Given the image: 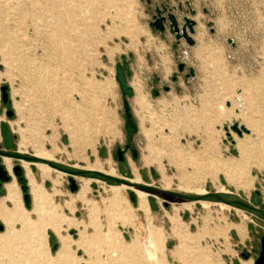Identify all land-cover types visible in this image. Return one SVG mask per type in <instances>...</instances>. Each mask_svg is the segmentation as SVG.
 Here are the masks:
<instances>
[{
    "label": "rangeland",
    "instance_id": "obj_1",
    "mask_svg": "<svg viewBox=\"0 0 264 264\" xmlns=\"http://www.w3.org/2000/svg\"><path fill=\"white\" fill-rule=\"evenodd\" d=\"M90 1L0 0V125L6 123L18 137L14 155L32 158L42 146L54 155L52 161L27 162L29 167L26 161L0 156V166L11 177L8 183L0 181V208L5 207L0 264H58L51 255L58 253L61 238L74 242L66 264H157L161 259L165 264H255L264 237V0H101L95 10L85 7ZM162 4L176 8L181 25L184 17L197 22L194 46L178 41L169 28L162 33L151 27ZM60 25L66 27L64 36ZM50 48L52 59L46 52ZM67 51L74 59H65ZM25 57L29 63L20 60ZM125 63L134 90L128 102L138 125V158L127 152L121 162L117 154L126 148L127 133L117 67ZM36 66L46 70L41 79L60 85L41 95L31 82ZM190 68L196 77L186 82ZM3 87L9 88V104L3 102ZM140 94L147 109L136 103ZM74 100L85 106L80 145L72 144L64 128L67 118H77ZM233 122L250 132L238 136L230 130L229 138L225 126ZM170 141L179 151L170 152ZM0 144V152H6L1 134ZM243 149L242 171L227 175V163ZM88 163H100L107 178L130 182L139 176L138 186L193 200L136 189L148 194L149 210L143 211L135 190L95 176L100 171L89 170ZM40 164L53 169L50 178L43 176ZM17 166L27 181L30 208L14 173ZM110 167L115 176L105 173ZM71 178L76 193L70 190ZM86 180L90 191L81 199ZM121 186L122 208L133 209L126 220L111 200L110 188ZM14 188L27 211L34 208V192L42 189L44 221L59 222L60 233L35 230L30 236L20 223H11L6 208H12L7 198ZM93 204L98 205L94 220L89 216ZM31 218L38 221L34 214ZM153 230L162 235L161 248L147 243ZM181 236L188 242L182 243ZM248 253L245 260L242 255Z\"/></svg>",
    "mask_w": 264,
    "mask_h": 264
},
{
    "label": "bare ground",
    "instance_id": "obj_2",
    "mask_svg": "<svg viewBox=\"0 0 264 264\" xmlns=\"http://www.w3.org/2000/svg\"><path fill=\"white\" fill-rule=\"evenodd\" d=\"M106 1H111V0H103L104 3ZM97 2L100 4L101 0H91L90 3H88L87 6H85V7L86 8L89 7L91 10H95ZM85 3H87V2H85ZM48 8L51 9V10L52 9L53 10L56 9L55 5L54 6H49ZM59 29L62 31L61 35L64 36L66 33H64L63 30L67 31L66 27L63 26V25H60ZM66 46L69 47V44L67 43ZM53 51L54 50L52 48L47 49V51H46L48 56H49V58H51V59L53 58ZM66 53H68V54H65V59H67V60L74 59V55L72 53H70V51H67ZM31 55H33V54H31ZM20 60L23 61L24 63H27V62L29 63L30 62L27 57L20 58ZM36 71L37 72L32 74L33 77H31V82L38 88L39 93H41V95L49 93V91L51 90V87H53V89H54L55 87H58L60 85L59 83H56V84L52 85V84L49 83L50 80H48V79L43 80V79H41V77H39V75H41L42 72L44 73V71H46L44 69V67L42 68L40 66H36ZM73 89H74V87H73ZM241 99H242L241 97H237L236 98L238 103H241V101H242ZM82 102H84V99H83ZM136 103L142 108H145V109L148 108V105L144 101V97L141 94L138 95V99L136 100ZM81 105H80V103L77 100L74 102V107H75V109L77 111V118H75V120H72L74 118H71V117L67 118V121H66V123L64 125L65 130L68 132V134L71 137L73 145H77V144L80 145L81 144V142H79L80 137H81L80 133H82V129H83V127H85V125H83L82 120H81V118H82L81 117V114H82L81 111L84 110L85 106L84 105L81 106ZM45 107H46V105L43 102L41 104V106H40V109H41L42 112L44 111L43 109ZM81 108H83V109H81ZM45 121L47 122V118H45L43 116L41 122L46 123ZM239 126H242V125H239ZM23 138L26 139L25 135H23ZM162 144H164V142ZM24 146H26V145L24 144ZM84 146H85V143H84ZM167 146L169 147L168 149L172 153H173V151L174 152H177V150L179 151V149H178L179 147L173 141H170L169 145H167ZM39 148L34 153V156H32V158L34 157L37 160L39 159V160H44V161H52V160H54V155L51 152L46 151L43 148V146L39 147ZM23 156H26V155H23ZM244 160H245V153H244V149H243L241 151L240 157L235 158V159L233 158L232 161H234V162H231V164L227 163L226 166H228V165L230 166V168L227 170V172H229V173H227V175L230 174V173L236 174V173H238L237 171H242L241 170V163H243ZM24 163L26 165L29 164L27 162H24ZM6 164L9 167V169H12L11 161L6 160ZM109 164H111V163H109ZM224 164H225V162H223L221 165H224ZM28 167H29V165H28ZM39 168L41 169L44 177L50 178V176H51V174L53 172V169H51L49 166L44 165V164H40ZM88 168H89V170L90 169L98 170V171H100V173L104 172V170H103L104 168L100 165V163H98L96 165H90V163H88ZM26 170H28L29 174L31 173V169L30 168H27ZM105 173L108 174V175H111V176H115L116 175L115 170L113 168H111V167H110L109 171L108 172L106 171ZM53 182H54L55 187L59 186V184H60L58 180L57 181L55 180ZM130 182L138 185L141 182V178L139 176H136V178L133 181H130ZM90 183H91L90 180H86L85 181V185L83 186V188L81 189V191L79 193V198L83 199V198H85L87 196V194L90 191ZM187 188L188 187H186V189ZM110 189L113 192V197H112L111 200L114 202L115 205H117L116 207H117V210L119 211L118 215L121 217V219L126 220L125 217H127V216L129 217V215L131 216L133 214V209H132V207H130V210L128 208L127 209H125V208L123 209L122 206H121L122 204H121V198L120 197H121V192H122L121 190L123 189L122 186L121 187H111ZM246 189H248V186L246 187ZM135 191H136V193L139 196L140 209L147 212L149 210L148 194L145 193V192H142V191H137L136 189H135ZM34 193L36 194L35 195L34 208H33L32 211H27L23 207L22 203L19 201V196L20 195L17 192L16 188H14L13 190H11V189L9 190V193H8L9 195H8L7 201H10V204H12V208L9 209V210H7V208H6V211H9L8 215H9V219L11 220L10 222L11 223H20L22 225L24 231H26L27 233L31 234L30 236H32L33 234L37 233L36 231H40V232H44L45 233L46 230H49V229H53L54 231L60 233L61 224L59 222L55 224V223H52V221H44L43 209L41 207V202H44L46 200V196L44 195V191L42 189H39V190L35 191ZM57 193L58 192L55 189L54 190V194H57ZM183 208L190 209L191 205L190 204H185L183 206ZM4 209H5V207L0 208V215L4 214L3 213ZM127 212H128V214H127ZM89 213H90L89 216H90V218L92 220L96 219V217L98 215V205L97 204L91 205ZM33 214L38 217V221H33L32 220L31 216ZM91 222L93 223L94 221H91ZM37 227H39V228L37 229ZM242 233L244 234V232H242ZM44 235H46V234H44ZM161 237H162V235L159 232H156L155 230H153L152 233H151L150 239L147 240V243L149 244V246L151 245L152 247L161 248V246H162ZM179 239L181 240L182 243L188 242V239L185 236H181ZM31 240H32V237H31ZM44 240H46V238H44ZM41 241L43 243V240H41ZM38 243L39 242H36V245L38 246V247L36 246L37 249H38L37 252H41V249L39 248L40 244H38ZM73 243L74 242L71 240V238H61V244H60V249H59L58 253L55 256L51 255L52 258H53L52 263L66 264L67 261H68L69 255H70V249H71V246H72L71 244H73ZM130 246H131V251H134L135 249H137V247H134L135 244H132ZM127 253H130V252L126 251V254ZM178 253H179V251H177V254ZM198 256L200 257L201 255H198ZM197 262H199V260H196L195 264ZM157 264H165V263L161 259L160 261H158ZM243 264H253V262L252 261H245V262H243Z\"/></svg>",
    "mask_w": 264,
    "mask_h": 264
},
{
    "label": "water",
    "instance_id": "obj_3",
    "mask_svg": "<svg viewBox=\"0 0 264 264\" xmlns=\"http://www.w3.org/2000/svg\"><path fill=\"white\" fill-rule=\"evenodd\" d=\"M187 6L189 8V13L192 17L196 16V11L191 8V4L187 3ZM164 7V6H163ZM176 11L175 7L170 8L169 14H168V21L170 23V31L171 33L175 34L177 37L178 41H181L184 39L188 45L194 46L195 41L193 40L192 35L195 34V27L197 25V22L190 18V17H185L184 18V25L182 27V30L180 29L179 22L177 19L176 14L174 13ZM158 13H161L159 9H157ZM166 19L162 18L157 20V22L152 23L151 27L154 29H157L161 32L165 31V27L163 26V22H165ZM213 23L209 24V27H212ZM229 44L235 45V42L231 39L228 40ZM123 61H126V57H123ZM186 65L180 64L179 69L183 71L185 69ZM129 69V66L127 63L124 64V67L118 66L117 67V82L119 83L120 90L124 99V109H125V120H126V133H127V146L126 148L132 153V156L134 159L138 158V151L134 145V137L137 134L138 131V125L135 120V117L133 115V112L131 110V107L128 102V98H132L134 96V90L129 86L128 83V78H127V71ZM195 72L192 68L189 69V75L187 76L188 78L194 77ZM8 87H3L2 88V94H3V102L4 104H9V95H8ZM229 106V105H228ZM9 117L13 116L12 112L8 113ZM230 130L233 133H236L238 136H242L243 134H248L250 131L245 127V126H239V123L233 122V124L228 127V125L225 126V131L227 132V136L229 138L232 137L230 134ZM0 134L2 137L3 141V146L6 152H0L1 157H12L14 159H18L21 161H26V162H33L37 159L35 158H29L21 155H14V152L17 151V144L16 141L18 140V137L14 135L9 128V126L6 123H1L0 125ZM0 148H2L0 144ZM123 150H118V159L123 162L125 160V155H124ZM1 161V158H0ZM53 166V165H51ZM14 173L16 178L18 179L19 184L21 185V189L24 193V202L26 204V207L29 208L31 206V196L28 194L29 188L27 186V181L24 177V172L21 166H17L14 168ZM79 173L77 172H71L72 176H77ZM11 180V177L9 176L8 171L5 170L3 166H0V181L2 183H8ZM71 187L70 190L72 193H76L78 191V186L76 184V181L71 178L70 179ZM116 183L119 185H122L124 187H127L129 189H141L143 191H149V192H161L160 190H155L149 187H141L138 186L134 183H131L129 181H123V180H116ZM163 192V191H162ZM174 197H182L181 195L174 194L172 193ZM131 199L135 200V195L131 193ZM240 203V202H238ZM241 205H245L243 203H240ZM3 227H0V230L3 231ZM242 257L245 260H248L250 257V254H243ZM255 264H264V237L262 238V248L260 252L259 258L255 261Z\"/></svg>",
    "mask_w": 264,
    "mask_h": 264
},
{
    "label": "flooded vegetation",
    "instance_id": "obj_4",
    "mask_svg": "<svg viewBox=\"0 0 264 264\" xmlns=\"http://www.w3.org/2000/svg\"><path fill=\"white\" fill-rule=\"evenodd\" d=\"M164 6V7H163ZM170 8L171 7H169V6H167V5H165V4H162L161 5V8H156V12H155V14L153 15V22L152 23H155V22H157V20H159V19H162V18H165L166 19V21L165 22H163V26L165 27V31L167 30V28H169L170 29V23H169V21H168V14H169V10H170ZM157 9H159L160 10V12L161 13H158L157 12ZM178 10H182V8L180 7ZM176 12H177V10L174 12L175 14H176ZM177 16V19H178V22H179V18H178V15H176ZM185 18V17H184ZM184 18H183V20H184ZM151 23V24H152ZM184 25V24H183ZM183 25H181L180 23H179V26H180V29L182 30V27H183ZM164 31V32H165ZM164 32H162V33H164ZM180 66V65H179ZM180 70V69H179ZM186 70V67H185V69L183 70V71H181L182 73L184 72ZM128 72V71H127ZM189 75V74H188ZM187 75V76H188ZM188 78V77H187ZM127 146V145H126ZM124 155H126V153L127 152H130L127 148H125L124 149Z\"/></svg>",
    "mask_w": 264,
    "mask_h": 264
},
{
    "label": "trees",
    "instance_id": "obj_5",
    "mask_svg": "<svg viewBox=\"0 0 264 264\" xmlns=\"http://www.w3.org/2000/svg\"><path fill=\"white\" fill-rule=\"evenodd\" d=\"M38 161H40V160H35V161H33V162H38ZM124 162V161H123ZM95 176H98V177H100V178H104V179H106L107 181H109V182H112V183H115V184H117L116 183V180L115 179H111V178H107L106 176H104V175H102V174H94ZM154 194H160V195H170V196H172V197H174L173 195H172V193H170V192H167V191H161V192H154ZM174 198H176V199H179V200H184V201H187V200H193L192 198H190V197H186V196H182V197H174ZM135 201V200H134ZM240 204V203H239ZM244 206V205H243ZM30 208V207H29ZM55 246V245H54Z\"/></svg>",
    "mask_w": 264,
    "mask_h": 264
},
{
    "label": "crops",
    "instance_id": "obj_6",
    "mask_svg": "<svg viewBox=\"0 0 264 264\" xmlns=\"http://www.w3.org/2000/svg\"><path fill=\"white\" fill-rule=\"evenodd\" d=\"M193 69V68H192ZM194 70V69H193ZM194 72H195V70H194ZM184 77H185V80H186V82H189L188 80V78H187V75H184ZM196 77V75L193 77V78H195ZM245 126V125H244ZM245 127H247V126H245ZM71 220V219H70ZM73 221H77V220H74V219H72ZM60 244H61V242H60Z\"/></svg>",
    "mask_w": 264,
    "mask_h": 264
}]
</instances>
